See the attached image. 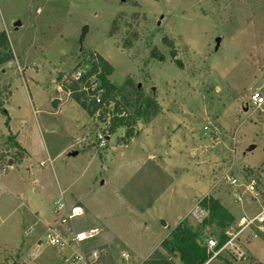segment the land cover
Wrapping results in <instances>:
<instances>
[{"label": "rangeland", "instance_id": "obj_1", "mask_svg": "<svg viewBox=\"0 0 264 264\" xmlns=\"http://www.w3.org/2000/svg\"><path fill=\"white\" fill-rule=\"evenodd\" d=\"M1 32L14 59L0 65V152L12 134L28 153L0 173V263L68 264L75 246L47 240L62 204L83 209L77 231L99 229L83 243L99 264H144L182 221L200 231L207 194L235 219L261 210L264 114L247 103L264 95V0H0ZM91 52L160 104L126 145L123 128L89 130L97 114L62 89ZM201 230L202 243L217 231ZM243 248L207 264H264V234Z\"/></svg>", "mask_w": 264, "mask_h": 264}, {"label": "trees", "instance_id": "obj_2", "mask_svg": "<svg viewBox=\"0 0 264 264\" xmlns=\"http://www.w3.org/2000/svg\"><path fill=\"white\" fill-rule=\"evenodd\" d=\"M175 56L176 53L173 52L172 57L174 59ZM13 59L14 54L11 51L8 36L5 32H1L0 65ZM88 61L89 67L83 69L81 76L70 75L63 82L62 89L69 92L70 97L85 109L91 118L97 114L98 119L95 118L90 123L89 130L95 131L96 135L100 134L105 138L109 135L112 136L123 128L125 132L123 136L119 137V144L126 145L138 135L136 129L138 122H150L158 114L160 104L156 98L149 96L144 88L139 87L131 76H128L120 85L113 84L109 76L113 74L114 67L100 54L91 52ZM94 76L104 89L100 102H97L95 92L83 89L86 85L90 86L91 78ZM59 78H61V75ZM88 146L92 147L95 144H89ZM85 148L82 150H85ZM25 157V149L11 134L8 137L6 151L0 152V169L9 160H13V163L16 164L22 162ZM199 206L207 213L201 222L200 231H194L182 221L162 241L161 247L163 250L154 253L144 264H178L174 260L175 254H177L181 264H205L210 260L212 251L207 245V240L205 243L200 242L202 238L201 229L214 226L217 231H214L211 237L218 239L221 245L227 238L226 230L235 218L221 203L220 199L212 194L205 195L199 201ZM218 258L225 257L219 256ZM225 260L232 263L228 258Z\"/></svg>", "mask_w": 264, "mask_h": 264}, {"label": "built area", "instance_id": "obj_3", "mask_svg": "<svg viewBox=\"0 0 264 264\" xmlns=\"http://www.w3.org/2000/svg\"><path fill=\"white\" fill-rule=\"evenodd\" d=\"M79 71L77 77L81 76L83 69ZM83 89L95 92L96 100L97 102H100L101 94L104 92V89L100 86V82L95 76L91 78L90 86L86 85ZM249 104L256 107V109H261L264 114V95L260 91H255L252 94ZM99 138H103L102 135L99 134ZM7 167L8 164L2 167L0 173L7 171ZM225 180H227L232 186L239 183V179L231 173H228L227 176H225ZM255 186V178L250 177L247 186L248 190L254 192ZM234 196L237 201H241V196L237 192ZM59 208L64 209L66 215L61 218L59 225L48 226V242L51 245H58L60 247H70L71 244L75 246L72 256L65 259L68 264H99L101 251L98 248L85 249L83 247L84 242L99 234V229L91 228L88 230L77 231L73 224V219L76 216L83 214V209L80 206H74L69 211L66 204L60 205ZM58 211L59 209H54L53 212L57 213ZM225 233L227 238L221 245L219 244L218 239L214 237L207 239V245L212 251V257L210 260L218 258L219 256H224V254L230 255L232 259H245L247 254L243 248L244 245L249 244L251 240L258 238L260 234H264V204L261 207V210L255 215H243L239 219H235ZM122 258L123 260H127L129 255L123 253Z\"/></svg>", "mask_w": 264, "mask_h": 264}, {"label": "water", "instance_id": "obj_4", "mask_svg": "<svg viewBox=\"0 0 264 264\" xmlns=\"http://www.w3.org/2000/svg\"><path fill=\"white\" fill-rule=\"evenodd\" d=\"M84 32H85V31H82V35H81V38L79 39V42H82V39H83V36H84ZM57 103H58V100H55V101L53 102V105H55V107H56ZM247 104L249 105V103H247ZM243 109H244V111H247V110H248V106L243 107ZM77 153H78V152L76 151L75 154H77ZM11 163H12V162H11Z\"/></svg>", "mask_w": 264, "mask_h": 264}, {"label": "crops", "instance_id": "obj_5", "mask_svg": "<svg viewBox=\"0 0 264 264\" xmlns=\"http://www.w3.org/2000/svg\"><path fill=\"white\" fill-rule=\"evenodd\" d=\"M15 140H16V138H15ZM16 141H17V140H16ZM17 142H18V141H17ZM18 143H19V142H18ZM19 144H20V143H19ZM20 145H21V144H20ZM21 147H23V146L21 145ZM23 148H24V147H23ZM24 149H25V148H24ZM25 151H26V149H25ZM27 153H28V152L26 151V157H27ZM11 162H12V163H11ZM9 163H10V164H14V163H13V160H10ZM165 237H166V236H165ZM165 237H164V238H165ZM207 263H208V262H207ZM207 263H205V264H207Z\"/></svg>", "mask_w": 264, "mask_h": 264}]
</instances>
